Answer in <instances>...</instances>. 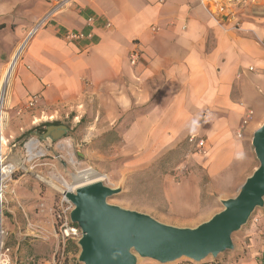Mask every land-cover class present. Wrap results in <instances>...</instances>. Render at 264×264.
<instances>
[{
    "label": "crops",
    "instance_id": "0c3cea01",
    "mask_svg": "<svg viewBox=\"0 0 264 264\" xmlns=\"http://www.w3.org/2000/svg\"><path fill=\"white\" fill-rule=\"evenodd\" d=\"M206 1L74 0L28 41L11 104L32 96L47 106L70 104L92 92L113 118L118 105L135 100L143 109L125 133L130 144L164 154L196 135L206 150L200 170L233 191L252 172L251 139L264 122V0H214L232 16L210 13ZM51 2L0 0L6 57ZM66 32L83 38L69 41ZM135 47L141 56L132 67ZM248 234L234 264H264V206Z\"/></svg>",
    "mask_w": 264,
    "mask_h": 264
},
{
    "label": "rangeland",
    "instance_id": "374dc122",
    "mask_svg": "<svg viewBox=\"0 0 264 264\" xmlns=\"http://www.w3.org/2000/svg\"><path fill=\"white\" fill-rule=\"evenodd\" d=\"M7 39L8 35L0 36V78L10 59L2 48ZM22 56L6 87L3 107L8 115L0 157L2 166H12V171L0 181L1 261L81 264L78 240H63L57 219L66 186H74L73 178L79 174L100 175L103 185L120 189L107 199L108 204L178 228H194L209 220L222 210L221 201L237 195L241 185L230 192L231 187L220 185V179H210L200 170L198 157L205 155L193 149L187 139L164 154H143L130 144L125 133L143 109L135 100L131 106L118 105L113 118L109 105H99L92 92L70 104L47 106L37 100L33 106L29 101L12 105V86ZM54 123L66 128L63 136L40 140L28 135L27 141H22L31 130ZM28 144H32L31 152ZM257 166L254 155L252 172ZM262 209H255L232 235V250L201 262L182 258L165 264H234L244 255L250 230L258 228ZM136 264L161 263L138 258Z\"/></svg>",
    "mask_w": 264,
    "mask_h": 264
},
{
    "label": "water",
    "instance_id": "95a60500",
    "mask_svg": "<svg viewBox=\"0 0 264 264\" xmlns=\"http://www.w3.org/2000/svg\"><path fill=\"white\" fill-rule=\"evenodd\" d=\"M48 132L31 135L44 140L50 134V139H56L66 133V128L50 127ZM251 146L258 166L235 197L221 201L220 212L194 228L165 225L146 214L110 205L107 199L120 189L100 181L64 192L73 207L70 222L80 231L78 262L136 264L138 258L161 264L182 258L201 262L232 250V235L247 223L255 209L264 206V122L253 133Z\"/></svg>",
    "mask_w": 264,
    "mask_h": 264
},
{
    "label": "built area",
    "instance_id": "2783aa9c",
    "mask_svg": "<svg viewBox=\"0 0 264 264\" xmlns=\"http://www.w3.org/2000/svg\"><path fill=\"white\" fill-rule=\"evenodd\" d=\"M232 1V0H228ZM234 1V0H233ZM252 2H255V0H251ZM74 0H52V5L48 12L41 17L29 30V32L26 35V38L20 43L19 46H23V51L25 50L28 41L39 31L41 30L46 24L49 22V20L56 14L57 12L61 11L65 7H67L69 4L73 3ZM203 3V2H202ZM206 8H208L209 12L214 15H222L224 12L228 11L227 15L232 16L234 14L232 9L224 8V7H218L217 2L214 0H207L204 4ZM83 38V35L81 33H73V32H66L64 34V39H67L69 41L79 40ZM141 52L140 50L135 47L131 50V52L128 55V61L130 66L134 67L137 65V63L140 60ZM38 100L37 96H32L28 102L29 106H33L36 104ZM246 124V121H243V125ZM239 135V134H238ZM187 143L198 153L205 155V144L204 140L198 138L196 135H190L187 137ZM65 205V207H63ZM71 204L63 199L61 203V207L59 208L57 212V219L59 222V229L62 235L63 240H73V239H79L80 237V231L76 225H73L70 222L69 215L71 212Z\"/></svg>",
    "mask_w": 264,
    "mask_h": 264
},
{
    "label": "bare ground",
    "instance_id": "6f19581e",
    "mask_svg": "<svg viewBox=\"0 0 264 264\" xmlns=\"http://www.w3.org/2000/svg\"><path fill=\"white\" fill-rule=\"evenodd\" d=\"M23 46H18L14 52L12 53L3 73L0 78V152H2V149L4 147V144L6 142L4 136H3V131H4V126H5V119L7 118L6 113L4 112L3 107L5 106L7 100L5 98L6 94V87L10 83V80L12 78V75L14 73V70L16 66L18 65L19 58L21 57L23 53ZM9 95V94H8ZM33 144V143H32ZM32 144H28V151L31 152L32 150ZM27 151V150H26ZM31 154V153H30ZM12 171V166H2L1 162V157H0V181L3 177L7 176L10 174ZM88 172V171H87ZM74 182L76 183L74 186H66V190L69 192L75 191V189L82 187L84 185H88L94 182H98L102 180V176L93 174V173H85V174H79L76 175L73 178ZM0 190H1V185H0ZM1 195H0V205H1ZM1 236L2 232L0 230V248H1ZM7 260H0V264H7Z\"/></svg>",
    "mask_w": 264,
    "mask_h": 264
},
{
    "label": "flooded vegetation",
    "instance_id": "af4514ba",
    "mask_svg": "<svg viewBox=\"0 0 264 264\" xmlns=\"http://www.w3.org/2000/svg\"><path fill=\"white\" fill-rule=\"evenodd\" d=\"M57 126H60V125H58L57 123H54V124H47V125H45V126H41V127H38V128H36V129H33V130H31L30 132H28L27 134H24L23 135V137H22V141H27V136L29 135V136H31V137H35V136H32L31 135V133H37L38 135H44V134H46V133H49L48 132V130H49V128L50 127H57ZM49 138H50V134H49V136H48Z\"/></svg>",
    "mask_w": 264,
    "mask_h": 264
},
{
    "label": "trees",
    "instance_id": "16d2710c",
    "mask_svg": "<svg viewBox=\"0 0 264 264\" xmlns=\"http://www.w3.org/2000/svg\"><path fill=\"white\" fill-rule=\"evenodd\" d=\"M73 245V244H72ZM73 247L75 248V245H73ZM67 251V250H66Z\"/></svg>",
    "mask_w": 264,
    "mask_h": 264
}]
</instances>
